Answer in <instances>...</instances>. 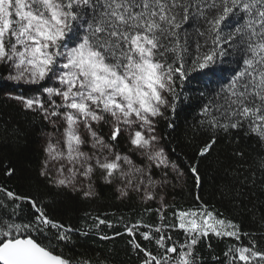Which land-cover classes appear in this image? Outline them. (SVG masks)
Segmentation results:
<instances>
[{"label":"snow or ice","instance_id":"1","mask_svg":"<svg viewBox=\"0 0 264 264\" xmlns=\"http://www.w3.org/2000/svg\"><path fill=\"white\" fill-rule=\"evenodd\" d=\"M0 91V264H264V0H0Z\"/></svg>","mask_w":264,"mask_h":264},{"label":"trees","instance_id":"2","mask_svg":"<svg viewBox=\"0 0 264 264\" xmlns=\"http://www.w3.org/2000/svg\"><path fill=\"white\" fill-rule=\"evenodd\" d=\"M4 93L0 91V97H3ZM184 115L191 116L192 113H190L188 110L185 111ZM23 114L20 113L14 102L7 101L6 99H0V121L3 120H9L11 123L20 122L23 124ZM38 149V145L31 144L29 150L26 151H17L11 147H3L0 146V182H5L6 177L4 175L5 172V166H12L15 167L18 172H20L21 169H24L22 175H33L34 170H27V165L29 162H32L33 164L38 163V158L36 155ZM246 151H250L251 149L245 146ZM178 152L182 153V156L191 158L193 155L192 148L188 145L187 141H182L180 143V147L177 149ZM217 155L224 159L227 157V150L226 146H218L217 147ZM7 184L17 186L18 190L21 191H31L32 189H29L27 181L18 182L15 179H9L6 181ZM206 191L207 193H214V188L212 187L211 183L209 182L206 184ZM102 198L94 203H84L78 206V212L80 210H93V213L95 214V210L99 209L101 212H108L111 216V214H115V216L124 215L126 217L135 218L141 213V206L135 203H129V205L125 206L123 204H120L118 201L115 200L114 195L110 189L102 188ZM175 195V203L177 207H189L192 203V195L188 191V189H184L181 191L180 189L176 190ZM168 199L171 201L173 199V196L170 195ZM205 199L210 200L211 203H217L216 200L209 196L205 195ZM217 207H219V204H217ZM171 212L172 209H169ZM221 211H223V208H221ZM227 215V213H225ZM150 222H155V216L147 217ZM249 228H256L257 225L249 223ZM102 246L108 247L111 242H99ZM213 244L216 247V251L219 253L221 252L225 245L224 243H217L215 240H213ZM115 247L117 251V260L123 262L125 261L124 251H125V244L124 239L120 238L115 241Z\"/></svg>","mask_w":264,"mask_h":264}]
</instances>
